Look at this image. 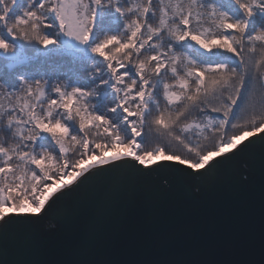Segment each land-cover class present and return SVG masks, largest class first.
<instances>
[{
	"label": "snow or ice",
	"instance_id": "obj_1",
	"mask_svg": "<svg viewBox=\"0 0 264 264\" xmlns=\"http://www.w3.org/2000/svg\"><path fill=\"white\" fill-rule=\"evenodd\" d=\"M25 45L87 74L0 77V240L56 228L96 185L159 179L166 193L171 173L197 195L224 169L250 183L249 154L264 156V0H0L7 67L26 63Z\"/></svg>",
	"mask_w": 264,
	"mask_h": 264
},
{
	"label": "water",
	"instance_id": "obj_2",
	"mask_svg": "<svg viewBox=\"0 0 264 264\" xmlns=\"http://www.w3.org/2000/svg\"><path fill=\"white\" fill-rule=\"evenodd\" d=\"M246 162L249 184L224 169L197 195L171 173L162 177L166 193L157 190L159 179L93 186L50 218L56 228L0 240V264H264L259 146Z\"/></svg>",
	"mask_w": 264,
	"mask_h": 264
},
{
	"label": "trees",
	"instance_id": "obj_3",
	"mask_svg": "<svg viewBox=\"0 0 264 264\" xmlns=\"http://www.w3.org/2000/svg\"><path fill=\"white\" fill-rule=\"evenodd\" d=\"M25 48L29 59L23 66L9 68L7 67L9 61L0 57V77L7 80L9 84L15 83V76L21 71L29 77L47 80L49 85L54 81L66 82L68 85H71L76 83L78 79L82 81L86 77L87 65L81 66L79 61H74L70 56L44 55L47 50L41 48L39 49V53H37L36 49L29 45H25ZM257 55H259V49H257ZM100 107L101 110H104L102 106ZM0 140H3L5 143L11 142V136L0 129ZM155 146L156 140L154 137L146 136L144 138V148L151 150ZM170 148L172 150H179L175 145L170 146Z\"/></svg>",
	"mask_w": 264,
	"mask_h": 264
},
{
	"label": "rangeland",
	"instance_id": "obj_4",
	"mask_svg": "<svg viewBox=\"0 0 264 264\" xmlns=\"http://www.w3.org/2000/svg\"><path fill=\"white\" fill-rule=\"evenodd\" d=\"M239 143V142H238Z\"/></svg>",
	"mask_w": 264,
	"mask_h": 264
}]
</instances>
